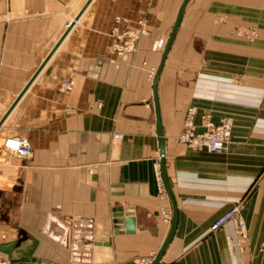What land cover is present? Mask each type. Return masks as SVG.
Listing matches in <instances>:
<instances>
[{
    "label": "crops",
    "instance_id": "1",
    "mask_svg": "<svg viewBox=\"0 0 264 264\" xmlns=\"http://www.w3.org/2000/svg\"><path fill=\"white\" fill-rule=\"evenodd\" d=\"M183 2L0 0V146L20 136L34 150L0 148V244L34 236L41 264H133L158 254L175 204L159 264H264V0L189 1L158 77L159 124L148 68ZM116 17L121 32L147 22L134 52L114 51ZM189 106L197 124L232 119L224 152L178 141ZM235 205L243 240L233 220L211 230ZM119 206L135 208V232L115 233Z\"/></svg>",
    "mask_w": 264,
    "mask_h": 264
},
{
    "label": "built area",
    "instance_id": "2",
    "mask_svg": "<svg viewBox=\"0 0 264 264\" xmlns=\"http://www.w3.org/2000/svg\"><path fill=\"white\" fill-rule=\"evenodd\" d=\"M123 21V18H115V26L113 27L111 34L117 41L113 48L119 55L134 52L137 48V43L140 38L148 34L147 22L145 20L139 21V28L129 29L124 32L120 31L119 24ZM252 36H256L255 29L250 31ZM146 64V63H145ZM157 68H148V78L154 80ZM63 86L66 89H72V82L64 81ZM198 109L196 106H189L186 111L184 120V127L182 132L178 135V141L187 145L193 150L207 151L210 153L220 154L224 152L228 143L231 140L233 121L229 117L222 118L219 124H215L211 120V116L208 113L202 115L201 124H197L196 117ZM198 127H202L201 131ZM5 152L12 154L20 158H31L34 155V150L27 138L20 136H8L4 139L0 146ZM159 175V187L162 191L165 190L164 184ZM164 219L168 222L172 220V214L169 210L163 211ZM233 220L236 224V233L240 239H245L247 235L246 226L243 218L240 215V207L238 205L233 206L221 216H219L211 225V230L216 231L225 226L229 221ZM156 253H152L149 256L138 257L133 261V264H153L156 257Z\"/></svg>",
    "mask_w": 264,
    "mask_h": 264
},
{
    "label": "water",
    "instance_id": "3",
    "mask_svg": "<svg viewBox=\"0 0 264 264\" xmlns=\"http://www.w3.org/2000/svg\"><path fill=\"white\" fill-rule=\"evenodd\" d=\"M190 0H184L183 4L180 7L179 14L177 17V20L175 22L174 28L172 30V33L170 35L168 44L165 48L161 64L158 68V71L156 72V75L153 80V88H154V98H155V111L157 115V121L160 124V110H159V101H158V94H157V82L159 74L164 66L165 60L167 58V55L170 51V48L173 44L174 38L176 36L177 30L181 24L185 9L187 4ZM161 151L163 152L165 149V140L164 138H161V145H160ZM103 151H106L108 149V144L104 143L102 144ZM161 173L162 178L166 187V190L168 194L170 195L171 199L173 200V195L171 192V188L166 176L165 171V161H161ZM177 207L174 204V220L172 223L171 230L163 243L160 251L156 255L153 264H159L162 256L167 249L169 243L171 242L173 235L175 233L176 225H177ZM113 222L115 223V233H117L118 229L122 226V223L125 225V230L127 233H133L135 232L137 228V221H136V213L135 208L133 206H119L114 212H113ZM109 242L107 241H98L96 242V245H108ZM39 246V240L34 237L30 236L29 239H27L25 242L21 243L19 246H17L16 241H11L8 243L0 244V252L8 255L9 261L11 264H41L42 259L35 255V252Z\"/></svg>",
    "mask_w": 264,
    "mask_h": 264
},
{
    "label": "bare ground",
    "instance_id": "4",
    "mask_svg": "<svg viewBox=\"0 0 264 264\" xmlns=\"http://www.w3.org/2000/svg\"><path fill=\"white\" fill-rule=\"evenodd\" d=\"M156 75V74H155Z\"/></svg>",
    "mask_w": 264,
    "mask_h": 264
},
{
    "label": "rangeland",
    "instance_id": "5",
    "mask_svg": "<svg viewBox=\"0 0 264 264\" xmlns=\"http://www.w3.org/2000/svg\"><path fill=\"white\" fill-rule=\"evenodd\" d=\"M257 32V31H256Z\"/></svg>",
    "mask_w": 264,
    "mask_h": 264
}]
</instances>
